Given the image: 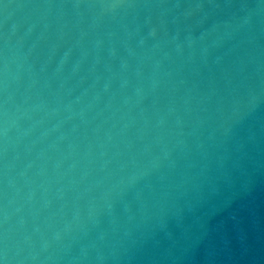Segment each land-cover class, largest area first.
<instances>
[{
	"label": "water",
	"instance_id": "water-1",
	"mask_svg": "<svg viewBox=\"0 0 264 264\" xmlns=\"http://www.w3.org/2000/svg\"><path fill=\"white\" fill-rule=\"evenodd\" d=\"M0 264H264V0H0Z\"/></svg>",
	"mask_w": 264,
	"mask_h": 264
}]
</instances>
